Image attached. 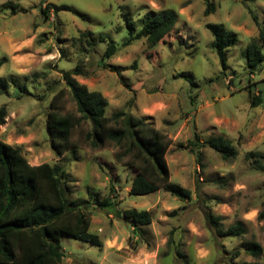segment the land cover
Instances as JSON below:
<instances>
[{
    "label": "rangeland",
    "instance_id": "374dc122",
    "mask_svg": "<svg viewBox=\"0 0 264 264\" xmlns=\"http://www.w3.org/2000/svg\"><path fill=\"white\" fill-rule=\"evenodd\" d=\"M213 1L217 9L207 16L204 0H0V60L5 61L0 78L14 77L29 89L21 98L16 85L0 90V107L9 109L0 139L18 146L33 166L63 165L73 200L117 195L111 210L89 208L90 231L103 247L62 235L63 264H229L237 253L238 262L264 264V252L254 258L244 251L248 242L264 248V219H259L264 173L247 159L250 151L264 155V63L251 75L246 57L248 45L264 28V0ZM168 11L177 13V24L157 47L150 49L145 40L125 46L129 32L123 14L139 30L145 14ZM208 24L238 34L227 52V70L212 46ZM111 41L118 50L104 61ZM78 68L81 75L74 77L108 99L109 116L119 111L147 116L171 140L166 156L171 180L191 190L192 201L163 190L129 194L136 171L126 163L133 158L117 161L125 149L113 143L92 148L85 140L91 125L84 121L73 130L76 152L57 158L47 134L49 105L63 90V112L80 117L64 82V73ZM255 94L261 98L257 106ZM195 133L229 139L237 156L225 160L209 147L192 153L187 144ZM133 208L153 216L143 239L134 236L130 220L115 213ZM209 213L221 218L222 230L240 225L243 235L220 236L207 220Z\"/></svg>",
    "mask_w": 264,
    "mask_h": 264
},
{
    "label": "trees",
    "instance_id": "16d2710c",
    "mask_svg": "<svg viewBox=\"0 0 264 264\" xmlns=\"http://www.w3.org/2000/svg\"><path fill=\"white\" fill-rule=\"evenodd\" d=\"M205 14H213L217 6L213 0H204ZM67 9L57 7L55 10ZM129 32L125 46L136 41L145 40L148 47L154 48L169 35L177 24L175 11L147 13L143 25L138 30L136 22L128 14L122 15ZM255 21L258 23L256 17ZM208 29L214 36L212 46L216 49L224 70L228 69L227 52L238 42V34L228 30L222 24H208ZM261 43V44H260ZM264 28L260 27L259 37L247 47V68L249 73H259L264 63ZM118 47L115 42L108 45L104 61L116 54ZM3 61L0 62V69ZM116 71L115 67H112ZM81 75V70L75 69L64 73V82L70 97L76 105L80 117L63 112L59 102L63 99V90L54 93L49 105L47 134L51 147L58 159H62L69 150L76 152V143L72 139L73 130L81 122L91 125L86 134V141L94 149L104 148L108 143L124 147L117 161L131 156L132 161L127 166L135 169L129 194L144 196L158 191H165L183 202L192 201L191 190L182 187L171 180L166 156L171 146V140L162 133L149 117H138L130 112L119 111L109 116L108 99L99 91H92L81 84L74 76ZM36 77V75H34ZM9 81V82H8ZM0 78V90L7 89L9 84L18 86V98L28 93V84H19L11 77L10 80ZM261 101L260 95H254L253 105ZM9 109L6 105L0 107V125L6 124ZM209 147L225 160L235 158L238 154L233 143L223 136L202 138L199 133L190 139L187 148L192 153L201 154V149ZM247 159L254 160L253 169L264 173V155L250 151ZM115 182L111 191L115 192ZM72 188L68 171L61 164L49 162L33 166L18 146H13L0 139V264H63L64 249L61 244L62 235L76 240L103 247L100 237L90 231L92 212L90 207L102 209L115 207L117 195L101 198L99 193L92 201L73 200ZM118 217L130 220L134 236L143 239L150 226L153 216L148 210L127 209L115 211ZM207 220L217 229L222 237L242 236L244 229L233 225L224 231L219 227L220 217L209 213ZM259 219H264V211ZM173 240L170 238L168 245ZM244 251L254 258H260L264 252L258 242H248ZM240 253L234 255L229 264H261L259 261L246 262L237 259Z\"/></svg>",
    "mask_w": 264,
    "mask_h": 264
},
{
    "label": "crops",
    "instance_id": "0c3cea01",
    "mask_svg": "<svg viewBox=\"0 0 264 264\" xmlns=\"http://www.w3.org/2000/svg\"><path fill=\"white\" fill-rule=\"evenodd\" d=\"M1 61H3V65H5V61H4L3 59H1V60H0V62H1ZM3 65H2V67H3ZM2 67H1V68H2ZM112 217H113V216H112V215H110V218H111V219H112ZM115 238H117V236H115ZM109 244H110V245H112V244H113V242H112V241H110V242H109Z\"/></svg>",
    "mask_w": 264,
    "mask_h": 264
}]
</instances>
